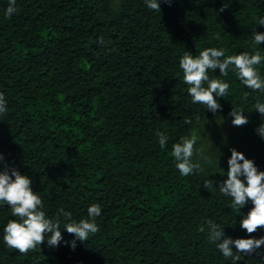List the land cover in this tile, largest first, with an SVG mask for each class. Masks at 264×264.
<instances>
[{
    "label": "trees",
    "instance_id": "16d2710c",
    "mask_svg": "<svg viewBox=\"0 0 264 264\" xmlns=\"http://www.w3.org/2000/svg\"><path fill=\"white\" fill-rule=\"evenodd\" d=\"M8 6L0 0V93L7 103L0 172L27 176L46 218L61 207L76 222L88 219L93 204L102 211L99 231L87 241L69 234L61 216L59 246L45 241L21 254L4 244L7 221L18 218L0 202V264H233L209 242L208 220L233 240L264 238V228L250 235L240 226L251 201L239 212L218 189L231 149L264 172V115L254 108L264 92L248 89L234 71L223 77L209 70L210 79L230 85L213 114L192 103L179 65L185 52L208 48L264 57V43L253 39L264 34V0H160V12L145 0H16L10 19ZM257 68L264 78V60ZM233 108L249 122L232 124L223 141L210 136L207 125L233 120ZM157 130L168 137L164 149ZM191 135L211 163L200 158L202 171L184 177L170 153ZM205 179L213 187L205 189ZM240 255L237 264H264V246Z\"/></svg>",
    "mask_w": 264,
    "mask_h": 264
},
{
    "label": "clouds",
    "instance_id": "9594fccd",
    "mask_svg": "<svg viewBox=\"0 0 264 264\" xmlns=\"http://www.w3.org/2000/svg\"><path fill=\"white\" fill-rule=\"evenodd\" d=\"M164 2L170 4L171 0H164ZM145 3L150 10L161 11L160 0H145ZM223 10L222 8L221 11ZM16 12V0H9L5 17L10 19ZM258 23L264 26V19H259ZM253 39L255 45H260L264 43V34L254 33ZM99 43L104 44L102 37ZM262 60L264 57L261 56L260 51H255L254 54L243 52L239 55L226 56L224 49L208 48L197 56L185 52L179 65L183 72V82L188 85L187 91L192 98V103L204 105L207 110L215 114L221 110L216 97L224 98L228 94L230 85L218 78L210 79L208 71H215L218 68L223 77H227L230 70L234 71L237 78L248 89L264 92V78L261 77L257 68ZM205 84L207 87L204 86ZM245 95L247 96V93ZM254 108L255 111L264 115V103L257 102ZM6 112V99L0 93V115ZM230 116L234 117L232 124L237 127L249 122L242 109L233 108ZM184 123L190 124L191 120L185 119ZM258 133L264 137V124L260 126ZM156 135L159 138L160 147L164 149L168 137L159 130ZM196 143L197 137L191 135L182 137L180 142L172 146L170 155L174 158L176 168L184 177L202 171L200 158L206 163H211L208 157H202V149L194 148ZM231 153V158L228 160L227 179L220 184L218 189L223 196L232 199V209L240 212L249 201L254 205L240 224L241 228L251 235L258 229L264 228V172L259 171L254 162L248 160L243 153L235 149H231ZM194 155L197 157L195 162ZM0 160H3L2 156ZM241 177L245 179L242 180ZM31 185L32 181L15 169L11 170V174L7 168L0 172V202L9 205L11 215L18 218L9 219L3 230V241L7 248L27 254L38 246L41 248L45 241L49 247L59 246L63 239L60 231L61 216L70 221L65 225V230L80 241H87L90 235H95L99 231L95 222L102 211L99 204L91 205L88 208V219H82L79 222L71 220V212L65 211L62 207L57 210L54 219H49L41 210L44 207L42 199L33 191ZM213 185L214 182L211 179L204 180L205 189ZM198 230L204 232L205 227H200ZM207 231L209 242L215 244L224 258L232 259L233 264H237V261L242 259L240 253L251 254L264 246V238L236 240L228 238L225 236L224 228L212 220L207 221ZM233 246L237 252H233ZM72 248L75 249V242L72 243Z\"/></svg>",
    "mask_w": 264,
    "mask_h": 264
},
{
    "label": "rangeland",
    "instance_id": "374dc122",
    "mask_svg": "<svg viewBox=\"0 0 264 264\" xmlns=\"http://www.w3.org/2000/svg\"><path fill=\"white\" fill-rule=\"evenodd\" d=\"M232 129V119L228 117H218L207 125V131L210 136H216L223 141Z\"/></svg>",
    "mask_w": 264,
    "mask_h": 264
}]
</instances>
